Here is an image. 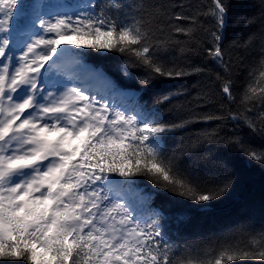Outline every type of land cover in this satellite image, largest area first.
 Masks as SVG:
<instances>
[{
    "label": "snow or ice",
    "instance_id": "snow-or-ice-1",
    "mask_svg": "<svg viewBox=\"0 0 264 264\" xmlns=\"http://www.w3.org/2000/svg\"><path fill=\"white\" fill-rule=\"evenodd\" d=\"M230 9V0H211L193 15L165 0H0V262L264 264V227L238 225L210 243L177 244L161 224L163 212L136 187L144 177L203 210L229 194L235 176L228 164L218 162L209 174L184 163L214 134L177 138L189 125L213 120L258 133L259 146L242 130L222 143L264 167V0L247 16L232 19ZM230 23L254 27L230 47L247 50L260 41L239 93L242 110L221 103L220 114H195L193 103L206 106L217 94L236 103L223 44ZM89 50L123 57L119 70L140 93L192 75L208 76L211 87L189 99L180 86L141 104L84 63ZM186 54H202L218 70L193 66Z\"/></svg>",
    "mask_w": 264,
    "mask_h": 264
},
{
    "label": "trees",
    "instance_id": "trees-1",
    "mask_svg": "<svg viewBox=\"0 0 264 264\" xmlns=\"http://www.w3.org/2000/svg\"><path fill=\"white\" fill-rule=\"evenodd\" d=\"M62 1L69 4L78 2V0H60V2ZM165 2L183 4L185 13L193 15L197 9L206 11L211 0H165ZM258 2L259 0H230V17L235 19L237 16H247L258 11ZM200 19L204 20L203 17ZM178 23L187 26L190 22L179 21ZM252 31H254V27L245 28L243 25L230 23L223 41L225 59L231 57L233 64V78L236 82L233 92L237 98L236 103L228 105L226 98L222 99L217 94L215 100L206 106L202 103H193L190 107L195 114L203 115L209 112L220 114L218 110L221 103L231 107L233 111L242 110L239 106V93L245 83L249 67L253 66L259 59L260 41L259 39L255 40L247 50L230 47V44L237 37L241 40L246 39L249 32ZM177 38L185 39L179 34H177ZM186 56L188 57L187 62L193 66L210 67L218 70L202 54H186ZM84 63H89L93 67H100L121 88L130 89L133 93H136L141 104L144 102L151 103L160 91H173L180 86L189 89L191 93L189 99L196 96L201 88L211 87V79L208 76L192 75L181 80L162 79L156 91L148 90L140 93L141 85L135 79L125 77L122 71L119 70L123 64V57L118 54H96L89 50L84 58ZM128 71L134 75L139 74V70L135 68H129ZM193 85H196V87L193 88ZM258 115L259 110L249 113V116L253 119H256ZM237 130H242L252 143L258 146L262 144L258 133H251L247 127L231 120H213L207 123L191 124L180 132L177 137L187 138L191 142L200 138L201 133H213V137L201 143L200 148L195 153H190L184 158V163L200 168L206 173L215 174L219 171L218 162L223 161L234 172L235 183L231 192L226 194L225 197L212 202L206 210L198 209L173 193L154 188L149 180L144 177L137 178L136 187L150 198L152 207L163 212L161 224L167 237L172 242L181 245L188 243L204 244L210 243L238 225L249 224L264 227V167L255 163L250 164L243 157L228 152L222 143L226 137ZM117 179L119 178L117 177ZM177 213L184 214L182 221L177 220ZM0 264H3V262H0ZM236 264H262V262L241 260L237 261Z\"/></svg>",
    "mask_w": 264,
    "mask_h": 264
},
{
    "label": "bare ground",
    "instance_id": "bare-ground-1",
    "mask_svg": "<svg viewBox=\"0 0 264 264\" xmlns=\"http://www.w3.org/2000/svg\"><path fill=\"white\" fill-rule=\"evenodd\" d=\"M87 65V64H86ZM87 66H89V65H87Z\"/></svg>",
    "mask_w": 264,
    "mask_h": 264
},
{
    "label": "water",
    "instance_id": "water-1",
    "mask_svg": "<svg viewBox=\"0 0 264 264\" xmlns=\"http://www.w3.org/2000/svg\"><path fill=\"white\" fill-rule=\"evenodd\" d=\"M100 70V69H99Z\"/></svg>",
    "mask_w": 264,
    "mask_h": 264
}]
</instances>
